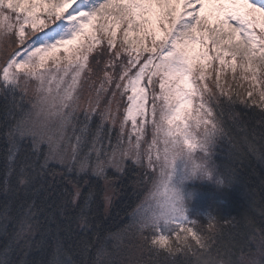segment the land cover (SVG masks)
Returning <instances> with one entry per match:
<instances>
[{
    "label": "snow or ice",
    "instance_id": "1",
    "mask_svg": "<svg viewBox=\"0 0 264 264\" xmlns=\"http://www.w3.org/2000/svg\"><path fill=\"white\" fill-rule=\"evenodd\" d=\"M229 72L249 82L246 98L221 86ZM85 84L94 95L82 107ZM0 96V264H187L177 257L212 238L187 216L171 153L226 141L233 164H264V0H0ZM237 102L258 117L250 134ZM126 160L150 187L129 223L102 235L120 179L108 169L122 174ZM213 165L212 182L231 187ZM250 195L260 224L245 213L241 235L256 254L216 264H264V198ZM207 217L210 230L239 223ZM133 235L135 251H122Z\"/></svg>",
    "mask_w": 264,
    "mask_h": 264
},
{
    "label": "trees",
    "instance_id": "2",
    "mask_svg": "<svg viewBox=\"0 0 264 264\" xmlns=\"http://www.w3.org/2000/svg\"><path fill=\"white\" fill-rule=\"evenodd\" d=\"M96 67L95 65H93ZM102 66V65H101ZM227 85L222 84L224 90L233 95L238 93L240 97L246 98V90L249 88V82L245 80L232 79V74L229 72L226 75ZM215 91L214 83L210 84ZM19 93L17 92V95ZM219 95V93H218ZM11 97L9 96V100ZM224 100L225 97H220ZM5 104V99L0 96V120L3 119V105ZM235 111L243 114L244 118L248 122L249 134L252 132L253 127H258L255 121L258 119L257 116L251 114L250 108H245L243 104L237 102L234 106ZM227 108V106H226ZM249 117H251L249 119ZM227 111L225 114V119L227 120ZM114 134V133H113ZM232 134L239 141L237 148L241 150H246V146L241 139L244 135L243 132L237 131L235 128L232 129ZM251 138V137H250ZM2 140V137H0ZM230 145L227 142H220L213 149V163L216 165L217 170L226 177L233 181L231 187H211V185H197L195 188L196 193L199 194L200 198L197 197L199 204L204 208L206 213H212L217 215L218 218L223 216H228V219L235 218L239 223L236 226L224 225L223 230L221 228H216L213 230L209 229L207 214L201 217L195 226L199 229L200 234L203 236L211 237L212 247L208 250H201L195 246L193 242V250L195 255L189 252L186 256L181 254L177 257L178 261H187V264H216L220 259H228L229 255L233 261H237L241 253L246 255L256 254L255 245L249 244L248 246H243L244 241L248 239V235H241V233H247L248 230L245 228V223L243 216L245 213L255 218L257 224H260V214L257 211H253L251 208V195L254 193L256 198L259 200L264 198V164H261L255 156L249 155L243 162H233L228 157V152ZM124 173H116L114 169L109 168L108 174L112 176H120V179L116 182L117 195L115 201L109 207L107 215H104V208L101 206L100 213L103 218L101 225V234L107 235L108 232H118L126 224L129 223L130 213L138 205L141 194L136 191V175L137 168L130 160L125 161ZM2 167V164H0ZM58 167V166H55ZM235 169L233 172L232 169ZM89 179L90 182H95L100 188H103V181L97 180L94 176L85 177ZM54 183L56 181H61L62 177H48ZM87 188V186H85ZM101 204L103 202V191L100 193ZM40 203V201H37ZM259 207V205H257ZM38 239V237H37ZM5 243V239L0 237V247ZM139 241L133 236H126L122 242V251H129L128 246L132 245V251H135V245ZM231 252H228V249ZM251 249V251H249ZM31 256L34 258H39L40 253L38 251H33ZM16 258L15 256L13 257ZM144 258L148 259V254H144ZM161 262H163L164 257L161 255Z\"/></svg>",
    "mask_w": 264,
    "mask_h": 264
},
{
    "label": "rangeland",
    "instance_id": "3",
    "mask_svg": "<svg viewBox=\"0 0 264 264\" xmlns=\"http://www.w3.org/2000/svg\"><path fill=\"white\" fill-rule=\"evenodd\" d=\"M100 67H102V66H100ZM133 71H135V70H133ZM101 77H102V73L100 72V69L97 68V74L92 77V80L96 81L97 87L99 85V81H100ZM237 78L242 81V79L239 78V73H237ZM213 81H214V77H213ZM213 81H209L210 87H211L210 84H212ZM222 84H225V85L228 84L226 82V76H222L221 86H222ZM28 94H29V96L32 95L31 87L29 88ZM90 95H94V89H89L88 85L85 84L83 91H82V96H81V106L82 107L86 105ZM106 99H107V97H105V101H106ZM103 106H104V102L101 103V108H103ZM113 107H115V105H113ZM116 131H118V124H117L116 128L114 129V134ZM145 139H146V141H150V139H151L150 132L146 136ZM146 146L147 145L145 144L144 147H146ZM130 162H132V161H130ZM135 167L137 168L135 187H136V191L142 195L141 199L139 201V203H140L144 199L145 195L147 194V191H148V188L150 187V184L144 182V175H145L146 169L139 168L137 166H135ZM197 185H199V186L211 185V187H216V184L212 181H200L199 179L187 181L181 186L183 193H184V196H185L184 201H185V207L187 210V216L189 219H192L196 222H198V220H200L201 217H203L204 215L207 214L206 211H204V208L200 206L199 201L197 200L198 199L197 197L200 198L199 194H197L196 190H195L196 189L195 187ZM115 188H116V185H115ZM117 193H118L117 188H116V191L114 193H110V195L112 196V203L115 201ZM112 203H111V205H112ZM108 210H109V208H108Z\"/></svg>",
    "mask_w": 264,
    "mask_h": 264
},
{
    "label": "clouds",
    "instance_id": "4",
    "mask_svg": "<svg viewBox=\"0 0 264 264\" xmlns=\"http://www.w3.org/2000/svg\"><path fill=\"white\" fill-rule=\"evenodd\" d=\"M171 164L175 166L173 184L176 192L183 197L182 185L191 180L212 181L208 173L214 172L213 150L201 143L198 153L187 149L183 143H178L171 153ZM218 186V185H217ZM219 187H227L219 185Z\"/></svg>",
    "mask_w": 264,
    "mask_h": 264
}]
</instances>
